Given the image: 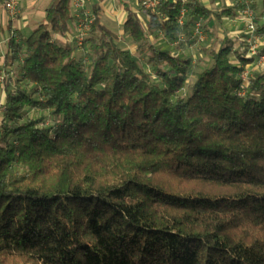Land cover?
<instances>
[{
    "label": "trees",
    "instance_id": "trees-1",
    "mask_svg": "<svg viewBox=\"0 0 264 264\" xmlns=\"http://www.w3.org/2000/svg\"><path fill=\"white\" fill-rule=\"evenodd\" d=\"M71 5L53 0L45 22L8 43L0 264H264V44L250 57L244 35L237 49L208 27L241 4L141 2L123 25L139 57L99 8L83 46L55 40ZM252 7L264 36V1ZM199 20L211 61L194 73L182 49Z\"/></svg>",
    "mask_w": 264,
    "mask_h": 264
},
{
    "label": "crops",
    "instance_id": "crops-1",
    "mask_svg": "<svg viewBox=\"0 0 264 264\" xmlns=\"http://www.w3.org/2000/svg\"><path fill=\"white\" fill-rule=\"evenodd\" d=\"M107 0H90L87 5V10L94 13L95 8L100 9V18L102 24L108 27L107 22L104 20L108 17L112 22L115 23L119 33L117 34L119 39L123 36V25L127 19L128 11L139 13L140 4L142 0H131L137 2V7L131 9L129 3H125L124 0H118L120 3L117 7L112 6L111 9H106L104 7V2ZM204 6L213 11L219 12L226 8L235 7L240 0H199ZM264 0H254L257 5L256 12L261 13L262 4ZM5 0H0V70L5 69V57L8 51V43L13 36L24 37L31 35L34 29L45 22L46 10L52 5L53 0H18L20 15L19 18L12 20L4 7ZM72 8V13L74 15V10ZM110 22V21H109ZM210 31H215L219 36L222 37V32L225 30L227 34L233 39H237L236 48H240L241 37L243 36L244 26L237 16L234 19L228 17L223 18L222 22H210L208 24ZM110 29V28H109ZM111 30V29H110ZM113 31V30H111ZM114 32V31H113ZM115 33V32H114ZM77 34V20L72 22L70 32L62 37L55 36V40L62 44H72L74 36ZM208 38H209V33ZM127 37V36H126ZM130 39V38H129ZM240 41V42H239ZM176 47L178 44H174ZM123 48V47H122ZM131 48V47H130ZM127 50V48H124ZM129 50V49H128ZM131 51V50H130ZM132 52V51H131Z\"/></svg>",
    "mask_w": 264,
    "mask_h": 264
},
{
    "label": "built area",
    "instance_id": "built-area-1",
    "mask_svg": "<svg viewBox=\"0 0 264 264\" xmlns=\"http://www.w3.org/2000/svg\"><path fill=\"white\" fill-rule=\"evenodd\" d=\"M90 0H72V7L74 10V17L77 20V34L74 36L73 41L79 47L84 45L85 39L88 37L93 24L95 23L96 16L94 13L87 10V5ZM160 0H142V3L146 9H155L159 5ZM241 8L238 10V20L243 24V35L248 45V55L250 57H258L259 51L264 44V36L257 33V24L255 23V13L252 7V0H240ZM5 10L9 17L14 20L19 18L20 9L18 0H5ZM186 15V9L182 8L179 23L182 26L184 24V18ZM193 32V38L197 41L205 39V31L203 30V21L199 20L195 23ZM179 41H183V36H180ZM179 44L178 42H176ZM175 43V44H176ZM259 64H264V56L259 58ZM14 76L13 69L0 70V89H4L5 83ZM247 73L243 74V78L246 79ZM0 109H4L3 98L0 100Z\"/></svg>",
    "mask_w": 264,
    "mask_h": 264
},
{
    "label": "rangeland",
    "instance_id": "rangeland-1",
    "mask_svg": "<svg viewBox=\"0 0 264 264\" xmlns=\"http://www.w3.org/2000/svg\"><path fill=\"white\" fill-rule=\"evenodd\" d=\"M124 2L125 3H129L130 6H132L131 9H134V8L137 7V5H136L137 2H135V1L133 2L131 0H124ZM118 3H120L118 0H107L106 2H104V7L106 9H111L112 6L114 8H116ZM258 15H259V12H258ZM104 20L107 22L106 24H108V28H110L111 30H113L117 34L119 33V31L117 30V27H116V25H115L114 22H112L108 17H105ZM30 34H32V33H30ZM29 36H27V37H29ZM123 36L124 37L122 39H119V46L120 47H123V48H127V50L129 49V51L131 50L132 51L131 53L133 55H135L136 57H139V52H138V49H137V45H134L130 41V39H129L128 36L126 37V35H124V34H123ZM183 40H184V37H183ZM185 40H187V44L186 45H188V46L187 47H184L182 49L183 50L182 54L186 58H192L193 59V62L194 63H193L192 70H193L194 73H198V72L202 71L208 65V63H210V61H211L210 60L211 58L208 57V56H205L204 53L199 49V47H200L199 45H202L201 47H203L204 45H208L209 42H210V39L208 38L207 32H205V39L202 40V41H196L197 43H195V44H192L189 41V39H185ZM165 41H166V38L162 37L160 40H157V42H156V40H154V43L156 42V43H160L161 44V42H165ZM168 47H171V46H168ZM85 58L89 60V57L88 56L85 57ZM256 63L258 64L257 66L259 68L264 69V64L263 65H260L259 64V61L256 62ZM9 85L12 88H14V86H16V87L19 86V84H17V83L14 84V82H12ZM20 85L23 87V84H20ZM184 93L187 94L188 93V90H186ZM33 115L35 117H38V116L40 117V116L43 115V113H41V112H35V113H33Z\"/></svg>",
    "mask_w": 264,
    "mask_h": 264
}]
</instances>
